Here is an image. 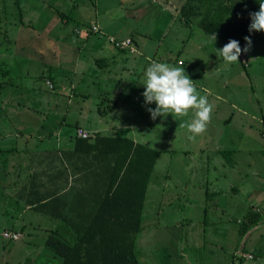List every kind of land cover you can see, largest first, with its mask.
Masks as SVG:
<instances>
[{
	"label": "rangeland",
	"instance_id": "rangeland-1",
	"mask_svg": "<svg viewBox=\"0 0 264 264\" xmlns=\"http://www.w3.org/2000/svg\"><path fill=\"white\" fill-rule=\"evenodd\" d=\"M43 1L0 0V148L15 150L13 156L11 153H0V158L5 157V163L0 165V264H60V259L47 248L48 238L53 236L65 245L74 246L76 230L86 226H71L54 218L50 219L46 207L20 210L14 204L13 180L23 179L26 182L23 177L25 166L30 165L29 161L36 163L37 158L45 160L42 153L44 145H34L37 137H46L47 144L56 147L57 139L48 138L49 132L55 134L60 126L66 125L65 121L71 126L79 122L86 128L94 127L92 123L95 122L101 132L105 131V127H114L117 135L131 138L137 141L136 144L159 153L147 186L141 213V230L136 234L135 251L140 264H213L215 256L208 254V249L214 243L216 235L212 232H215V227L220 225L221 228L224 219L236 233L240 228L236 220L243 221L251 205L246 191H264L262 141L259 135H255L253 141L241 140L235 132L240 123L258 130L260 123L255 117H264V112H249L253 105L258 107L256 98L252 92L246 91L244 95L252 96V105L247 104V100L251 98L242 97L235 101L239 107L246 109L244 114L232 111L219 102L214 104L218 105L216 107L203 108L204 104L196 100L198 96H191L192 102L187 100V90L192 92L191 84H188L190 80L186 76L185 82H182L165 72L168 67L177 70L176 58L180 53H183L181 57L185 61V65L181 67L183 73L188 72L193 65L191 59L185 56L187 50L193 53L192 60L200 64L206 60V56L201 54L217 51L213 48V40L209 35L200 30L202 16L194 17L192 24L189 22L191 33L189 28L182 25L186 31L178 28L160 38L164 43L156 50L154 62L132 57V62L135 59L142 61L133 71L130 65L131 55L120 54L109 43L108 38L124 40L129 36L127 33L131 27H135L140 21L146 26L144 32L150 35L154 23H150L147 18L148 9L144 10L145 4L131 18L127 16L129 6L126 5L124 7L127 12L119 16L122 14L118 9L120 0H62L61 5L64 6L59 10L54 0ZM66 4L70 5L69 9L65 7ZM95 5L100 13L107 12L103 21L110 36L100 41L103 45L101 51L106 50L107 53L97 52L92 45L83 41L86 40L83 35L91 26L90 23L96 21L97 17V21H101V17L95 16ZM204 6L206 8L207 4ZM57 10L65 13L63 23L59 19L52 22ZM173 16H176L175 13ZM180 19L179 16L175 18L176 23ZM50 23L53 25L49 27ZM92 28L91 26L89 29L95 32ZM176 33L185 34V38L191 35L188 45L168 44L172 40L170 37ZM63 37L65 41L62 40ZM207 41L209 46L205 48ZM215 42L217 40L214 44ZM146 43L148 46L154 45L149 36ZM189 44H192L190 49ZM80 55L85 56L90 65L80 68L84 74H76ZM120 57L123 58L121 62ZM95 58H102L103 63L108 62V67L102 65V62L95 65ZM161 58L164 59L163 64L157 65ZM117 64L122 70L115 73L112 68ZM237 67L240 72L239 80L242 79L241 73H251V70L243 68L240 63ZM254 68L255 73H258L255 74L257 77L264 74V64ZM50 76L54 77V82L47 81ZM77 77H82L81 82L75 89H71L70 85ZM120 77L127 80L131 96L118 91L123 81ZM244 83H247L245 79L239 84ZM258 83L264 86V83ZM74 84L76 80L73 86ZM71 92L73 98L69 104ZM256 93L262 96L257 98L262 104L264 92L259 90ZM52 97H56L57 105H51L47 101ZM110 101L117 105L110 107ZM83 105L87 113L81 115H85L91 123L83 124L79 120L78 109ZM14 106L25 107L32 114H15V110L22 109L13 110ZM7 107L12 109L5 113ZM68 109L67 119L64 121L63 113ZM229 118V126L225 128L224 121ZM220 121L224 128L217 126ZM213 126L215 130H211ZM77 130L79 129L75 130L76 135ZM91 133L93 134L92 131ZM87 134L90 138L89 132ZM54 161L44 162L43 175L36 176V179H50L46 188L57 182L49 174L63 170L62 164L67 167L61 157ZM100 164L95 160L94 169L106 172L105 168L98 169ZM100 179L106 181L105 178ZM20 188L21 185H18L16 190ZM77 190L72 187L64 198L71 199ZM205 192L207 203L204 204ZM54 204L55 201H51V205ZM20 211L24 214L19 215ZM11 215L13 218L10 219ZM260 216L263 226L256 232V239L262 242L264 211L260 212ZM16 220L18 224L25 225L23 234L18 235L15 240L6 238L5 235L9 236L13 229L22 231L15 224ZM156 221L160 228L153 227ZM205 234L207 237L204 238ZM205 239L208 242L206 248L202 245ZM246 247L248 251V244ZM260 251L264 253V247ZM258 256L243 264H264V255Z\"/></svg>",
	"mask_w": 264,
	"mask_h": 264
},
{
	"label": "crops",
	"instance_id": "crops-1",
	"mask_svg": "<svg viewBox=\"0 0 264 264\" xmlns=\"http://www.w3.org/2000/svg\"><path fill=\"white\" fill-rule=\"evenodd\" d=\"M54 1L57 4L56 6L58 7V10L59 8H63L64 5H61L62 0H54ZM186 2L187 0H175V1L174 0H120V5L118 9L119 11L122 12V14H120L119 16L127 12L126 8L124 7L126 5L129 6L128 8L129 11L127 13V16L134 18L138 14V11H140L142 4H145L144 10L148 9L147 18L150 20V23H154V28L150 35L144 32L146 26L140 21V23L135 24L136 25L135 27L133 28L131 27V29L127 33V35L129 36L125 37V39L129 38L132 40L133 46L135 48V52L129 53L128 51H124V52L122 51L120 52V54L127 53L131 55L130 65L131 67H133V71L135 70L137 64L141 60L135 59L132 62V57L135 56L144 59V61L147 62H154L156 58L155 55V53L157 52L156 50H158L164 43V41H162V39L160 38L166 36L168 32L170 34L172 31L173 32L176 31V29L178 28L184 29L182 25L187 27V29L190 27V24L193 23V18L192 17L189 18V22L191 23L188 24L187 22H185V18L184 16H182L180 12L181 7ZM213 2H214V6L216 7L220 8L222 5V7L225 8L223 10L225 14L222 19L221 26L216 33L217 35H210L207 33L210 39L213 40L212 42L213 48H215L217 51L206 53L207 55L201 54L203 56H206V60L204 61V63L200 64V62L198 63L197 61L192 60L193 53L190 50H187L185 52V56L191 59L190 62L191 65H193V67H191L188 70V72L183 73L184 70L181 67L185 65V61L181 57L183 53L182 54L180 53L176 58V63L178 66L177 70H174V67L173 68L168 67V69L165 68V72L170 74L171 78H176L178 81L182 80V82H185V76H186L190 80L188 84H191L190 91L192 92L190 93L188 92L189 90H187L188 93L186 94L187 100L189 102H192L193 97L191 96L196 95L198 96V98L196 99L197 102L204 104L203 108H207L209 106H210L209 108H211L212 106L216 107L218 105H214V104L219 102L227 105L232 111L240 112L244 114L247 112L246 109L239 107L237 104H235V101L238 98H242V97L251 98L247 100V104L252 105L253 104L252 96L244 95L246 91H250L252 92L253 96L256 98L257 104L256 103L255 104L258 105V107L253 105V109L249 112H255L256 110H260V113H263L264 107L262 105H264V95H263V103L260 104L257 98L262 96L257 95L256 92L259 90L264 92V86H260V84L258 83V82H260L261 84L264 83V78H262L264 74L262 76L257 77V75L255 74L258 73H255L254 66L262 67V65L264 64V0H213ZM146 5L150 7H146ZM69 6H70L69 4L65 5V7L68 9ZM193 6L196 5L193 3ZM149 8L152 9L150 10ZM58 10L55 11L58 14V16L55 13V15L53 16H55L56 19L53 18L52 22H56L57 19H59L58 21L60 22L61 20V23H63L62 19L65 18V13ZM149 12L150 14L148 15ZM106 13L107 12L100 13L98 6L95 5V16L101 17V21L99 23L97 21L98 20L97 17L96 21H92L90 25L91 26L96 25L98 31L92 32L88 27L83 35L86 37V40L83 41L92 45V48L96 49L97 52H102V53L105 52L107 53V51L106 50L101 51L103 45L101 44L102 42L100 41L105 40L107 39V36H110L107 33L108 31L105 30V24L103 21V18L105 17ZM173 13H175L176 15L175 17L173 16ZM178 16L181 19L178 21V23H176L175 18H178ZM52 25L53 24L50 23L49 27ZM58 28H60V26ZM200 30L204 31L203 29ZM189 32L191 33L190 28H189ZM137 34H139L140 36L139 37L136 36ZM77 35H81L80 32H78ZM148 36L154 42V45H149V46L147 45L146 38H148ZM190 36L191 35H188L187 38H185V34L182 35L176 33L174 36L170 37L172 40H170V43L168 44L180 43L182 46L184 44L188 45ZM141 37H144V39ZM96 38L98 40H96ZM62 40L65 41V38L63 37ZM94 40H96L97 42L99 41L100 44L94 42ZM215 40H217V42H215L214 44ZM208 41L210 40L208 39ZM208 41L205 48L209 46ZM191 46L192 44H189V49ZM201 47H202L201 49H203V46ZM104 48L106 49V46H104ZM150 49L153 50L149 51ZM122 59L123 58L120 57V62L122 61ZM102 61H103L102 58L94 59L95 65L98 62H102ZM158 62L159 63H157V65L163 64L164 59L161 58ZM237 63L238 64L240 63L243 68L247 67L248 70H251V73L249 74L241 73L242 79L240 80H239L240 72H238L239 68L237 67L238 66ZM77 64L79 68L76 74H84V72H82V69L80 68L81 67L83 68L85 66H90L86 60V57L82 55L79 56V60ZM102 65L108 67V62L105 61V63H103ZM120 69L122 70V67L120 68L119 64H117L112 68V71L114 70L116 71L115 73H118ZM81 78L82 77L75 78L76 84H74L75 86H73V82L75 80L72 81L70 88L75 89L76 85L78 86V83L81 82ZM120 78L121 81L122 80L123 81L120 88H118V91L123 93V95L125 94L131 96V88L129 87V85H127V80H124V78L122 77ZM244 79L247 83L240 85L239 83H241V81H243ZM48 80L53 81L54 77L52 78V76H50L48 77L47 81ZM118 84L119 82H117V85ZM114 93L115 92H113V94ZM72 98L73 97L71 92V95L68 98L69 104L71 103ZM47 101L48 102L50 101L51 105L58 104L56 103V97H52L51 100L48 99ZM109 103H111V105H109L110 107H115L117 105V103L113 101H110ZM192 106L194 107L198 105H192ZM10 109H12V107H10ZM10 109H8L7 107L5 109L7 110L5 113L9 112L8 110ZM15 109H22V110L19 111ZM84 109H85V105L80 106V108L78 109L80 110V112H78L79 120L83 122V124L91 123L90 120H87L85 115H81L84 114V112L87 113V111ZM13 110H15V114L18 113L20 115H25V114L27 115L28 113H30L29 109H25V107L20 108L18 106H14ZM203 111L207 112V110H203ZM68 112L69 109L66 110L65 113H63L65 117L63 119L64 121L67 119L66 113ZM232 117L233 115L231 114L230 115L231 120ZM16 118L18 117H15V119ZM230 118L224 121L226 123V125L224 126L225 128L229 126L228 122ZM255 118L259 120L260 123L259 127H257L258 129L257 131L254 130L255 127H252L251 125L246 126L243 123H240L239 128H236L235 132L238 135L237 136L238 139L247 140V141H253L254 136L259 135L263 147L262 155L264 156V134H263L264 117L262 116L261 118H257V117ZM65 122H67L66 125L60 126V129L55 134L54 132H49L48 136L57 139L56 147L53 148V144L48 145L47 144L48 141L46 140V137L44 139L41 138L42 136L37 137L34 145L37 146H39L40 144L44 145V148L42 149V153L44 154L45 160H41L40 158L39 159L37 158L36 163L33 161H29L30 165L27 164L24 170L25 173L23 178L26 179V182L23 179L13 180V184L15 187V193L13 198L15 201L14 204L19 206L20 210L21 208L24 210H32L36 207L31 206V204H35L36 202H38V200L41 201L42 200L45 201V199L50 200L48 202H43L45 203L44 205H40L42 208L46 207L48 209L47 214H49L50 219L54 218L62 223L64 222L71 225L77 221L78 215L82 211H84L83 213L87 215L86 212L88 211V207L91 206L90 203L94 201L93 200L94 196H96L100 191L103 190L105 191L107 184H105L106 182H103V180H101L102 184L104 183L103 186L99 187L100 189L96 188L95 190L97 191H92L93 189L90 188L94 187L93 184L94 178L95 179L107 178L105 177L106 174L104 170L101 169V167L108 169L110 165L108 156L96 157L94 155V152H92V150L91 153L89 152L90 154L86 153L88 147V145L86 144H84L83 146L80 145V149L82 150L77 151L75 149L76 145L74 139V137L76 136L75 130L79 129L77 130V133L78 131H83L86 133L89 132L90 142L93 140L92 137H94V135H99V137H120V138H128V137L117 135V133L113 129L114 127H110V128L105 127L104 128L105 131L101 132V129L95 126V122L92 123L94 127L91 128H86L80 125L79 122H75V125L73 126L69 125L68 121ZM217 126H221L222 128H224L222 125V121L217 122ZM215 129L216 128L214 126L211 127V130H215ZM91 131L93 132V134L91 133ZM72 133H74V135ZM5 138L7 139L6 136ZM131 140L134 143L137 142L133 139ZM83 150H85V152H83ZM13 152H15L13 148H4V149L0 148V153L2 154L11 153L13 156ZM55 153H57V155H55ZM52 156L53 159L51 158ZM60 157L64 160L67 167H65L62 164L63 170H57L56 172L49 174L53 176L57 180V182L50 188H46L45 185H47L48 183L47 181H49L50 179H45V178L36 179V176L41 174L43 175L44 171H42V168L44 167V162L48 161L47 163L50 162L53 163L55 162L54 159L60 160ZM95 160L101 163L100 167L98 168L101 169L100 171L94 169L93 164ZM4 163H5V157L3 156L2 158H0V165H3ZM7 173L10 174V172ZM18 185H21V188L16 190ZM72 187L73 188L76 187L78 189L77 192L74 193L71 199L64 198V196L66 197V195H68V192L72 189ZM233 192H235L234 189ZM246 192H248L249 194L248 197L249 205L251 204L248 213L250 211H253L260 216V212L264 211V191L256 189L251 191L248 190ZM205 194H206V200L204 204L207 203V192H205ZM90 196L92 197V199L89 201ZM53 200L55 201V204L51 205V201ZM22 214H24V212L20 211L19 215ZM11 218H13L12 215L10 219ZM236 222L237 224L239 223L240 225V228L239 230L237 229L236 233L233 232V229L229 225L228 221L224 219L221 222V228L219 227L220 226L219 225L215 227L216 229L215 232L214 231L212 232V230L210 231V233L212 232L216 235L214 239V243L213 244L211 243L208 249V254H213L215 256V261L213 264H243V262L246 260L251 262L255 260L256 256L259 255L258 257H260L264 255V253L260 251L264 247V239L262 242H259L258 239H256V232H258V230L261 229V227L263 226L261 225V223L263 222L261 216L259 222L252 226H251L252 223H249L245 218L243 221L236 220ZM15 224H17L22 231L13 229V233H18L19 235L20 234L22 235L25 225L18 224L17 220L15 221ZM244 226L249 229L245 232V234H241L240 231ZM153 227L160 228V225L156 221L153 224ZM218 235L220 237H218ZM205 237H207V234H205L204 238ZM207 244L208 242L205 239L202 245L204 248H206ZM247 244L250 247L248 251H246ZM224 257H225V261H224ZM229 257L231 258L229 259ZM258 264H263V263H258Z\"/></svg>",
	"mask_w": 264,
	"mask_h": 264
},
{
	"label": "trees",
	"instance_id": "trees-1",
	"mask_svg": "<svg viewBox=\"0 0 264 264\" xmlns=\"http://www.w3.org/2000/svg\"><path fill=\"white\" fill-rule=\"evenodd\" d=\"M204 4H207L206 8ZM224 9L222 5L220 8L214 6L213 0H187L180 12L188 24L190 17L202 16L200 28L210 35H217L225 14ZM92 27L97 28L96 25ZM74 139L77 151L82 150L80 145L86 144V153L90 154L92 150L96 157L108 156L110 165L104 171L107 186L105 191L94 196L87 215L82 211L76 224H71L78 227L86 225L76 230L74 246L65 245L51 236L46 242L47 248L60 259L61 264H140L135 251L136 234L141 230L145 194L159 153L135 144L128 138L94 135L90 142L89 138L77 134ZM93 184L94 187L90 189L97 191L95 189L104 183L94 178ZM91 199L90 196L89 201ZM48 201L38 200L31 206L44 205L43 202ZM245 219L252 226L259 222L260 216L250 211ZM248 229L244 226L240 233L245 234Z\"/></svg>",
	"mask_w": 264,
	"mask_h": 264
},
{
	"label": "built area",
	"instance_id": "built-area-1",
	"mask_svg": "<svg viewBox=\"0 0 264 264\" xmlns=\"http://www.w3.org/2000/svg\"><path fill=\"white\" fill-rule=\"evenodd\" d=\"M92 29L94 31H98V29L96 27H93ZM109 41L116 49L128 51L129 53H134L135 52V48L133 46L132 40L129 39V38H126L124 40H119V41L110 38ZM77 134H78V136L83 137V138L88 137V134L86 132H83V131H78ZM18 235L19 234L11 233L9 236L5 235V237L15 240V239L18 238Z\"/></svg>",
	"mask_w": 264,
	"mask_h": 264
}]
</instances>
